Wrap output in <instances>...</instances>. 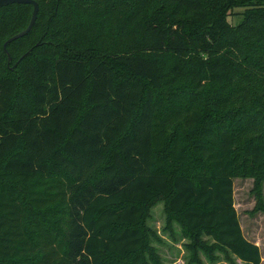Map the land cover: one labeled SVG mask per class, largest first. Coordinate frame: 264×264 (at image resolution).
<instances>
[{
  "label": "trees",
  "instance_id": "trees-1",
  "mask_svg": "<svg viewBox=\"0 0 264 264\" xmlns=\"http://www.w3.org/2000/svg\"><path fill=\"white\" fill-rule=\"evenodd\" d=\"M36 1L6 50L34 7L0 6V264H164L161 200L190 262L262 264L264 0Z\"/></svg>",
  "mask_w": 264,
  "mask_h": 264
},
{
  "label": "rangeland",
  "instance_id": "rangeland-1",
  "mask_svg": "<svg viewBox=\"0 0 264 264\" xmlns=\"http://www.w3.org/2000/svg\"><path fill=\"white\" fill-rule=\"evenodd\" d=\"M243 7H236L230 11L229 21L236 25L241 20ZM254 178L237 177L234 179V204L238 212L244 235L259 245L264 264V211L256 209L257 195L254 192ZM261 195L264 201V182ZM147 225L157 239H152V245L157 250L164 264H196L190 262V253L186 248L188 239L182 236L181 227L177 222H172L167 227V215L164 201H158L150 210ZM216 261H210L200 253L202 264H230L223 255L218 253ZM233 264H250L233 256Z\"/></svg>",
  "mask_w": 264,
  "mask_h": 264
},
{
  "label": "water",
  "instance_id": "water-1",
  "mask_svg": "<svg viewBox=\"0 0 264 264\" xmlns=\"http://www.w3.org/2000/svg\"><path fill=\"white\" fill-rule=\"evenodd\" d=\"M10 3H29V4H32L33 5V13H32V17H31V20L27 26L26 29H24L23 31L13 35L12 37H10L6 43L4 44V49L6 50V45L13 41V40H16L24 35H26L33 27V25L35 24L36 20H37V16H38V12H39V4L36 0H0V6H5V5H8ZM9 62L11 61V56H9L8 58Z\"/></svg>",
  "mask_w": 264,
  "mask_h": 264
}]
</instances>
